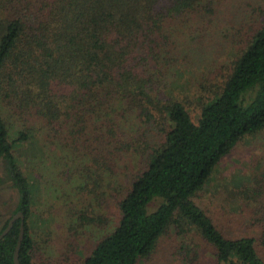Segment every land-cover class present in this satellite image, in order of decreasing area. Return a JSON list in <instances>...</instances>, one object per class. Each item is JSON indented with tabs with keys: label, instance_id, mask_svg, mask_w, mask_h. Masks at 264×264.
Wrapping results in <instances>:
<instances>
[{
	"label": "trees",
	"instance_id": "1",
	"mask_svg": "<svg viewBox=\"0 0 264 264\" xmlns=\"http://www.w3.org/2000/svg\"><path fill=\"white\" fill-rule=\"evenodd\" d=\"M212 5L207 0H0V192L17 195L14 208L0 204V234L16 213H24L20 264H35L37 185L23 172L15 147L36 138L38 129L57 151L66 182L60 188L66 193L78 177L75 192L97 193V201L112 194L105 179L116 172V159L128 169L124 153L147 156L117 196V226L76 264H137L171 229L182 238L179 253L186 264H203L201 245L186 239L191 234L214 248V264H264V218L257 236L232 237L195 201L221 160L264 129V20L237 29L243 38L233 46L235 57L218 70L221 80L213 89L210 76L199 84L198 121L186 104L190 91L186 96L188 90L175 87L184 85L183 71L191 65L190 44L184 40L181 46L180 36L205 38L213 28ZM8 108L22 119L38 118L39 128L24 123L11 140ZM136 122L154 124L161 142L152 147L147 141L138 149L141 137L129 138L125 130ZM240 191L248 199V187ZM77 220L79 226L108 222L95 212H79ZM21 224L17 219L0 239V264H15Z\"/></svg>",
	"mask_w": 264,
	"mask_h": 264
},
{
	"label": "rangeland",
	"instance_id": "2",
	"mask_svg": "<svg viewBox=\"0 0 264 264\" xmlns=\"http://www.w3.org/2000/svg\"><path fill=\"white\" fill-rule=\"evenodd\" d=\"M207 1L213 2L214 10L213 28L209 34L196 41H192L190 36H180L181 46L185 47L182 43L184 40L190 44L191 65L183 71L184 77L181 79L184 85L179 84L175 87L181 88L182 92L183 89L188 90L186 96L190 91L186 104L194 121H198L201 112L200 105L196 101L199 97L197 89L200 88L199 84L203 78L210 76L213 79L208 83L209 88L213 89L215 85L211 86V84L221 80L222 73L218 74V70L235 57L233 46L236 47V42H241L243 38H239L240 31L237 32V29L247 28L250 25L258 26L264 20V0ZM261 5L263 9L259 13L257 8ZM228 29L231 33L226 32ZM249 34L250 31L243 33L245 35L243 41ZM179 96L181 97V94ZM4 117L11 140L17 138L18 131L24 123L38 128L41 124L38 118L22 119L9 108L5 109ZM135 124L139 127L131 128L127 125L125 130L129 138L141 137L142 141L138 149L144 148L147 141L152 147L161 142L160 130L158 131L154 124L151 127L142 126L140 122ZM54 149L55 146L51 144L46 131L39 129L36 138L15 147L23 172L37 185L33 204V232L37 243L34 262L35 264H76L90 255L100 237L117 226L119 218L117 196L124 194L123 191L130 186L138 170L143 168L141 162L146 160L147 156L134 154L133 158V150L124 153L129 163L128 169L123 160L116 159V172L111 178L105 179L113 187L112 194L109 198L97 201V193L87 196L79 190L75 192L73 187L78 185V177L73 179L72 187L66 193L60 188L61 183L66 182L60 176L63 169L59 165L58 154ZM106 175L105 173L104 178ZM242 185L248 187L250 194L245 201L240 193ZM16 196V193H11L10 190L1 191L0 204L6 201V208L10 210L16 205ZM195 201L228 236H257L260 233L259 218H264V211L258 213L264 206V129L241 140L221 160L209 182L195 196ZM2 208L5 210L4 207ZM79 212H95L107 216L108 222L102 225L79 226L77 220ZM191 235L186 239L190 244L201 245V263L214 264V248L212 249V246L201 237ZM181 239L171 229L159 239L150 256L139 260L137 264H186L179 253Z\"/></svg>",
	"mask_w": 264,
	"mask_h": 264
},
{
	"label": "water",
	"instance_id": "3",
	"mask_svg": "<svg viewBox=\"0 0 264 264\" xmlns=\"http://www.w3.org/2000/svg\"><path fill=\"white\" fill-rule=\"evenodd\" d=\"M17 219H21L22 220V224H21V230H20V234H19V239H18V243L15 249V264H20V260H19V253H20V248L22 245V241L24 239V235H25V228H24V219H25V215L23 212H18L16 213L12 219L10 220L8 226L5 228V230L0 234V239H2L4 236H6L8 234V232L13 228L15 221Z\"/></svg>",
	"mask_w": 264,
	"mask_h": 264
}]
</instances>
